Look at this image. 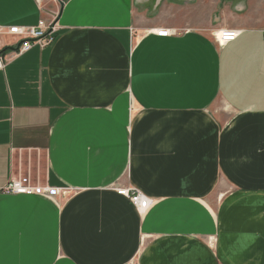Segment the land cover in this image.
<instances>
[{
	"label": "crops",
	"instance_id": "0c3cea01",
	"mask_svg": "<svg viewBox=\"0 0 264 264\" xmlns=\"http://www.w3.org/2000/svg\"><path fill=\"white\" fill-rule=\"evenodd\" d=\"M142 9L0 0L2 29L56 23L22 53L0 34V186L65 192L0 194V264H264V25L164 37Z\"/></svg>",
	"mask_w": 264,
	"mask_h": 264
},
{
	"label": "rangeland",
	"instance_id": "374dc122",
	"mask_svg": "<svg viewBox=\"0 0 264 264\" xmlns=\"http://www.w3.org/2000/svg\"><path fill=\"white\" fill-rule=\"evenodd\" d=\"M135 7L142 10L140 13L146 8L148 20L168 19L171 25L167 28L174 33L196 30L215 38L217 31L241 17L249 24L264 25V0H135Z\"/></svg>",
	"mask_w": 264,
	"mask_h": 264
},
{
	"label": "built area",
	"instance_id": "2783aa9c",
	"mask_svg": "<svg viewBox=\"0 0 264 264\" xmlns=\"http://www.w3.org/2000/svg\"><path fill=\"white\" fill-rule=\"evenodd\" d=\"M1 32H7L19 38H24L22 42H19L20 44L17 48V53H22L30 49L33 45H38L40 47L50 45L55 40L56 23L40 20L38 24L33 27L10 26L5 29L0 27V34ZM155 34L165 37L176 33L171 32L169 29H157ZM237 35L238 31L236 29L224 28L218 32L216 40L219 44H226L234 41ZM2 66L3 62L0 55V69ZM116 192L126 197L139 212L145 211L151 203V199L138 189L119 188L116 189ZM0 194L57 197L64 195L65 192L62 188L40 185L31 182L29 177L18 176L10 178L4 185L0 186Z\"/></svg>",
	"mask_w": 264,
	"mask_h": 264
},
{
	"label": "trees",
	"instance_id": "16d2710c",
	"mask_svg": "<svg viewBox=\"0 0 264 264\" xmlns=\"http://www.w3.org/2000/svg\"><path fill=\"white\" fill-rule=\"evenodd\" d=\"M8 49H9V47H4L3 49H1L0 53L5 51V50H8ZM10 49H12V48H10Z\"/></svg>",
	"mask_w": 264,
	"mask_h": 264
},
{
	"label": "water",
	"instance_id": "95a60500",
	"mask_svg": "<svg viewBox=\"0 0 264 264\" xmlns=\"http://www.w3.org/2000/svg\"><path fill=\"white\" fill-rule=\"evenodd\" d=\"M19 44H20V43H18V44L16 45V47H13V49L18 48Z\"/></svg>",
	"mask_w": 264,
	"mask_h": 264
},
{
	"label": "bare ground",
	"instance_id": "6f19581e",
	"mask_svg": "<svg viewBox=\"0 0 264 264\" xmlns=\"http://www.w3.org/2000/svg\"><path fill=\"white\" fill-rule=\"evenodd\" d=\"M218 34V33H217Z\"/></svg>",
	"mask_w": 264,
	"mask_h": 264
}]
</instances>
